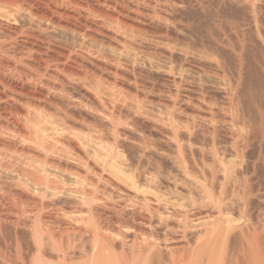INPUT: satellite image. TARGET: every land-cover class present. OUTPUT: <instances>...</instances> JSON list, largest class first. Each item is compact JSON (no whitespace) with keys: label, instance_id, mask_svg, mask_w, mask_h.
<instances>
[{"label":"bare ground","instance_id":"bare-ground-1","mask_svg":"<svg viewBox=\"0 0 264 264\" xmlns=\"http://www.w3.org/2000/svg\"><path fill=\"white\" fill-rule=\"evenodd\" d=\"M231 39L259 40L264 61V0H0L4 244L33 247L31 264H67L77 234L90 235L85 264H264L256 166L223 164L217 142L233 128L198 98ZM240 48L232 59L251 75ZM142 212L161 237L126 232Z\"/></svg>","mask_w":264,"mask_h":264},{"label":"rangeland","instance_id":"rangeland-1","mask_svg":"<svg viewBox=\"0 0 264 264\" xmlns=\"http://www.w3.org/2000/svg\"><path fill=\"white\" fill-rule=\"evenodd\" d=\"M250 40H247V43L245 44L243 41H238V40H232L231 39V42L230 43H228L229 45H227L226 47H228V48H226L225 50H224V52H223V50H219V51H215V52H217V53H214L213 51L211 52V53H213L214 55V57L212 56V58H210V61L209 62H212V63H209L211 66H213L212 67V70L211 69H209L208 68V66H210V65H208L207 66V70L209 69V73H211L210 74V76H211V81H213L212 83H210L211 81H209L208 80V78H207V80H208V85L210 86H212L211 87V89H209V91H210V93H208L209 91H207L206 93H208L207 95H206V93L204 94V95H200V96H198V98L200 99V98H203V101L200 99V104L202 105V107L203 106H205V107H203L204 109H202V115H206V117H208V118H206L205 117V115H204V117L206 118V119H208L209 121H215L216 122V124L220 127V128H224V127H226V128H230L231 126V128H233V129H235L234 131H233V129H229L230 130V134H233V135H230L231 136V139H233L234 141V143H231L232 142V140L230 139V137H228V138H225L226 137V134L227 133H223V135L221 136V139L220 140H218V142H217V144H219L218 146H219V151H220V154L222 153V151H221V149L223 150L224 149V151H223V153H222V155L221 156H224V157H227V158H229V159H225L224 157H222L224 160L223 161H229V160H231V162L234 160V159H236V158H240V159H237V160H234V162L235 161H237L236 163H233L232 162V164L231 163H228V161L227 162H223V164H229V166L230 167H237V168H239V169H241V171L243 170V172L245 171L244 169H249V170H251V169H253L255 166H256V168L255 169H253V170H251L250 171V173H249V177H252V183H254V185H258V187L259 188H261V189H263L264 190V182L262 183V181H264L263 179H264V165L262 166V163H264V160H263V158H264V90H262V89H260L259 88V83H257L258 82V75H260L259 73H261V74H264V61H263V59H262V55H261V52H260V41L259 40H256V41H252V43L251 42H249ZM262 41V40H261ZM242 42V43H241ZM255 42V44L253 45V43ZM244 43V44H243ZM249 43V44H248ZM257 43H258V45H257ZM241 44V45H240ZM238 45H240L239 46V49H238ZM244 45V46H243ZM246 45V46H245ZM233 46V47H232ZM240 47H243V49L245 50V48L248 50V48L250 49V54H249V57H247V60H249V61H245L247 64L249 63L250 65H252L253 67L255 66H257L258 67V69H257V67H256V69L258 70H256V71H254V73H251V75L250 74H241L240 72H239V70L237 71V65H236V63L234 62V60H235V58H236V53L237 54H239L240 53V51L239 50H241V48ZM245 47V48H244ZM257 47V48H256ZM229 48H231V49H229ZM237 50H235V49ZM229 49V50H228ZM233 49V50H232ZM259 50V51H258ZM222 51V52H221ZM230 53H229V52ZM256 51V52H255ZM245 52V51H244ZM247 52V51H246ZM228 53V54H227ZM257 53V54H256ZM225 55V57H224V55ZM230 54V55H229ZM241 54V53H240ZM240 54H239V56L237 57L238 59H240L241 58V56H240ZM215 55L217 56V57H215ZM219 56H220V59H217V58H219ZM230 56V57H229ZM232 56H234V58L232 57ZM243 57H244V53H243ZM223 58V59H222ZM231 58V59H230ZM234 60H233V59ZM249 58V59H248ZM214 61H213V60ZM226 61H225V60ZM221 60H222V64H221ZM228 60H230V61H228ZM219 61H220V63H219ZM224 61V62H223ZM228 61V62H227ZM232 61V62H231ZM215 62H216V64H215ZM207 63V64H208ZM213 64V65H212ZM218 64H219V66H218ZM222 66H221V65ZM235 64V65H234ZM255 64V65H254ZM259 64V65H258ZM214 65L217 67V68H215L214 67ZM229 65H231V68H230V66ZM224 66V67H223ZM223 67V68H222ZM234 67V68H233ZM219 68H222V69H219ZM227 68V69H226ZM236 68V69H235ZM215 71H214V70ZM217 69V70H216ZM224 69V70H223ZM259 72V73H258ZM241 74V75H240ZM253 74V75H252ZM258 74V75H257ZM256 75V76H255ZM221 77V78H220ZM251 77H253V78H251ZM246 78V79H245ZM250 79V80H249ZM253 79V80H252ZM246 80V81H245ZM248 80V81H247ZM251 80H252V82H251ZM257 80V81H256ZM215 82V84H213ZM251 84V87L253 88V89H251V92H246L245 91V89L247 88V89H249V87L247 86L249 83ZM246 83V84H245ZM249 84V85H250ZM254 84V85H253ZM214 85V86H213ZM255 86V87H254ZM257 88L259 89V90H257ZM213 89V90H212ZM219 89V90H218ZM246 89V90H247ZM252 91H253V93H252ZM214 92V93H213ZM254 92H256V94L254 93ZM241 93H243V94H241ZM245 94V95H244ZM253 94V95H252ZM255 94V95H254ZM214 95V96H213ZM250 95V96H249ZM196 96L197 95H195V96H193L194 97V99L196 98ZM205 96V97H204ZM248 96V97H247ZM253 96L255 97V98H253ZM250 98V99H249ZM197 99V98H196ZM194 100L195 102H197V100H199V99H197V100ZM252 99V100H251ZM250 102V103H249ZM248 103H249V105H248ZM204 104V105H203ZM201 107V108H202ZM208 111H207V110ZM210 109V110H209ZM213 110V111H212ZM206 111V112H205ZM204 113V114H203ZM212 113V117H211V115L210 114ZM214 115V116H213ZM209 118H212L211 120L209 119ZM227 120H226V119ZM217 121H216V120ZM224 119H225V121H224ZM220 124H222V125H220ZM226 124V125H225ZM225 125V126H224ZM230 127H229V126ZM245 127V128H244ZM243 128V129H242ZM233 132H235V133H233ZM248 132V133H247ZM229 133V132H228ZM234 134H236V136L234 135ZM244 134V135H243ZM247 134V135H246ZM249 135V136H248ZM223 136H225V137H223ZM234 136V138H232ZM241 136H244L243 138L241 137ZM245 136H247V137H250L251 139H249V138H247V137H245ZM222 138H225L226 140H227V143H228V145L226 144V140H224V139H222ZM236 138V139H235ZM245 138H246V140H245ZM219 139V138H218ZM222 140V141H221ZM228 140H229V142H228ZM241 140V141H240ZM221 141V142H220ZM236 141H239V148L240 149H238L237 147V145H238V142L236 143ZM246 141V142H245ZM249 141V142H248ZM252 141V142H251ZM263 141V142H262ZM225 142V143H224ZM242 142V143H241ZM245 142V144H243ZM260 142H261V144H260ZM220 143H223L222 145L224 146H222ZM242 145H241V144ZM225 144H226V148H228V149H226L225 148ZM229 144H231V147H233V148H231L230 146H229ZM237 144V145H236ZM248 144H250L249 146H248ZM260 144V145H259ZM221 145V146H220ZM246 147H245V146ZM259 145V146H258ZM261 145H262V147H261ZM237 146V147H236ZM220 147H223V148H220ZM235 147H236V149H235ZM247 147H248V149H247ZM231 150H230V149ZM244 150H243V149ZM261 148V149H260ZM242 149V150H241ZM246 149V150H245ZM225 150H227V152L226 153H228V154H226V153H224L225 152ZM235 150H237V154H236V151ZM260 150H261V152L263 151V153H260ZM232 151H234V152H232ZM244 153V155L242 154V152ZM247 152V153H246ZM230 153V154H229ZM232 153V154H231ZM239 153V154H238ZM237 155V156H235L236 158H232V157H229V155ZM259 154V155H258ZM261 154V155H260ZM225 155H228V156H225ZM234 155H233V157H234ZM241 155V156H240ZM249 155V156H248ZM220 156V157H221ZM243 156V157H242ZM259 156H260V158H259ZM263 158H262V157ZM245 157V158H244ZM250 157V158H249ZM257 157L259 158V159H257ZM231 158V159H230ZM247 158V159H246ZM209 159L211 160V155H207V161H209ZM248 160V161H245V160ZM255 159H256V161H255ZM262 159V160H261ZM241 160H244V161H241ZM259 162H258V161ZM206 161V164H208L209 162H207ZM240 162V163H239ZM243 162V164H241ZM252 162H255L256 164H254L253 165V163ZM245 163H247V165H248V163H252V165H248V166H250V167H248V166H246L245 167ZM232 165V166H231ZM236 165V166H235ZM258 165H261V166H258ZM240 166V167H239ZM241 166H242V168H241ZM244 166V167H243ZM263 167V168H262ZM251 168V169H250ZM256 170V171H255ZM261 170L263 171V172H261ZM255 172V173H253V172ZM259 174H258V173ZM253 176H252V175ZM257 174V175H256ZM260 175L261 176H263V178L262 177H260ZM261 178V179H260ZM261 181V183H259L260 181ZM259 183V184H258ZM263 187V188H262ZM237 196H240L241 194L240 193H238L237 192ZM29 203L30 202H26L25 203V207H27V208H30V205H29ZM31 209V208H30ZM146 213V214H145ZM142 214V217L141 216H135V218L137 219H139L140 218V220H138L137 219V221H136V219H135V221L134 220H132V219H130V221L128 222V223H130V224H128L130 227H134V228H131L130 229V227H127V228H129L128 230H126V232L127 233H129L130 235H131V233H133L134 231H132V229L134 230V229H140L141 230V232L140 233H142V232H145V233H147L148 235L150 234V235H152V236H154V237H161L162 236V234H163V230H162V228L159 226V224H158V218H156L155 217V215L153 216L154 218H152V215L150 214V213H148V212H142L141 213ZM236 214H238L239 215V212H235L234 213V215L236 216ZM145 215V216H144ZM151 215V216H150ZM150 217V218H147V217ZM145 217V218H144ZM141 218H142V220H141ZM146 220L145 222L143 221V220ZM263 221H264V218L262 219ZM133 221H134V223H133ZM139 221V222H138ZM144 222V224L142 225V223ZM150 223V224H152V226L151 225H149V224H147V223ZM132 223V224H131ZM140 223V224H139ZM142 225V226H141ZM135 226H137V227H135ZM75 237L77 238V240L79 239V240H82V239H85V246L84 247H82V248H72V249H68V250H66L67 251V260H66V263L67 264H80V263H82V264H85L84 263V261H86V259H87V257H88V255L90 254V251H91V244L88 242V240H89V238H90V235L89 234H83V235H80V234H77V235H75ZM11 242V236L10 235H8V234H2V235H0V258H2V259H0V261L3 263V264H22V262L24 261L26 264H31L32 263V257H33V254L36 252V251H34V248L33 247H24V250H22L21 252H19L18 253V251L16 250V247H15V245H12V244H10V245H5L4 243H10ZM48 250L46 251V253H48L49 255L48 256H51L52 255V253H53V255L55 256V255H57L56 254V252L54 251V248L53 247H48L47 248ZM54 256H51V259H53L52 257H54ZM31 257V258H30ZM22 262H21V261ZM28 260V261H27ZM31 261V262H30ZM21 262V263H20ZM28 262V263H27Z\"/></svg>","mask_w":264,"mask_h":264}]
</instances>
